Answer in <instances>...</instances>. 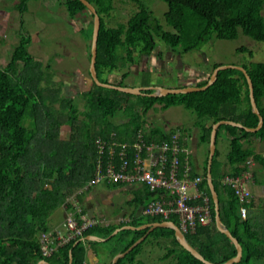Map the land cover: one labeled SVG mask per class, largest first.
<instances>
[{"label":"trees","instance_id":"1","mask_svg":"<svg viewBox=\"0 0 264 264\" xmlns=\"http://www.w3.org/2000/svg\"><path fill=\"white\" fill-rule=\"evenodd\" d=\"M27 1L29 0H19L17 8L21 13L27 8ZM88 1L100 15L97 75L102 67L115 68L119 48L125 50L129 63L134 61L135 52L150 55L156 47L155 37L177 49L179 53L199 49L213 36L235 39L239 30L255 40L264 41V0H162L168 6L164 18L171 29L164 28L142 0H132L137 4L138 10L126 23H119L114 27L106 26L104 20V14H108L113 8L112 0ZM62 4L70 16L88 9L81 0H62ZM91 15L92 20L87 25L91 22L93 25V14ZM29 43L30 37L21 34L19 43L11 52L10 60L0 67V264H37L42 259L50 264H83L86 251L80 238L58 247L47 257L40 250L39 236L41 232L49 230L50 215L63 204L67 211L75 212L76 217L83 213V209L78 212L73 206L72 197L80 196L78 192L95 174L98 158L95 140L101 138L107 142H134L141 127L147 123L145 116L157 102L165 109L183 105L201 117L202 120L197 122L198 140L204 144H209L212 124L218 120L237 121L245 127H255L258 124L259 117L251 108L246 76L234 68L219 70L214 83L204 90L165 96L136 95L99 86L92 81V87L84 94L85 110H79L72 98L61 97L67 102L69 112L65 119L54 118L48 107V98L41 92L43 88L40 83L44 78L41 62L29 52ZM243 67L252 80L263 125L255 132L230 124L220 125L216 144L221 131H225L229 137L226 169L220 170L217 166L216 174H213V165L218 156L216 147L211 174L219 197L221 221L243 248L241 260L232 264H264V201L260 208L253 209L250 199L247 203V215L242 217L233 190L221 182L224 175L240 172L243 169L241 165L248 158L257 162L264 171V155L257 153L252 145L255 140L264 141V61L251 62ZM11 75L30 89L33 96L10 85ZM208 78L209 76L196 85H204ZM144 92L150 93L153 90ZM52 99H57V96ZM118 111L126 116V120L118 123L134 126L132 134L123 137L116 131V121L113 118ZM80 115V136L71 135V140H62L59 137L61 125L66 123L72 127ZM93 125L97 128L95 132L91 131ZM143 135L150 142L165 140L169 133L154 126ZM207 159L208 156L200 186L210 196L211 220L208 224L197 226L194 232L185 233V237L205 259L223 263L236 254V247L216 227L214 203L206 180ZM196 175L191 170V176ZM260 182L264 185V179ZM220 187L228 188L226 198H221ZM158 193L161 192L152 191L148 187L144 190L148 198H153ZM170 219L177 223L176 217L172 216ZM155 221L163 219L152 216L148 222ZM121 222L117 228L138 225L131 221ZM96 228L97 224L88 228L84 236L92 235ZM107 229L110 235L108 238L114 236L112 233L116 227L108 225ZM120 231H133L135 235L115 252L127 249L146 229ZM150 236H154L156 240L167 239L170 244L161 259L170 258L171 264H205L183 248L176 240L174 230L168 227L153 229L143 241L114 264L134 263L137 253Z\"/></svg>","mask_w":264,"mask_h":264},{"label":"rangeland","instance_id":"2","mask_svg":"<svg viewBox=\"0 0 264 264\" xmlns=\"http://www.w3.org/2000/svg\"><path fill=\"white\" fill-rule=\"evenodd\" d=\"M142 1L164 28L171 29L164 18V13L168 8L166 2L162 0ZM18 3L19 0H0V67L5 66L10 60L11 52L19 43L20 35H28L30 37L28 50L35 59L41 62V70L44 74V78L40 83L43 88L41 92L43 96L48 98V107L54 118L65 119L69 112L67 102L63 101L61 97L72 98L79 110H85L86 98L84 94L86 86L83 85L82 74H89L93 25L92 22L88 25L87 23L92 20L91 12L87 9L75 16H70L62 4V0H29L27 1L26 10L21 13L17 8ZM112 5L111 11L104 14L106 26L114 27L119 23H126L138 10L137 4L132 0H112ZM262 14L264 15V9ZM155 41L156 47L150 55L135 52L133 54L134 61L130 63L126 60L125 50L119 48L115 68L102 67L99 69L98 77L100 80L126 87L161 86L162 80H165L164 78H176L180 74L187 77L191 69L194 68L197 73L190 75V80L195 81L196 85L204 80L200 76L207 78L216 65L234 64L243 66L251 62L264 61V41L253 39L245 35L242 30H239V35L235 39H219L213 36L199 49L187 53H179L177 49L168 46L158 37H155ZM241 48L247 50L244 51ZM168 58H170L169 61ZM9 83L33 96L32 91L19 83L12 75L9 77ZM182 83L184 85L186 81ZM55 96H57V99H52ZM148 112L145 116L147 123L141 127L140 131L144 134L149 132L150 123H152L151 115L155 117L154 121L157 123L158 128L167 125L171 130H181L182 137H187L186 144L188 147L191 149L192 145L195 144L193 154L190 156L192 165L200 173H203L205 160L209 154V144L201 143L197 138L199 134L197 122L202 120L201 117L183 105L170 106L165 109L159 102ZM81 118L82 115L79 116L72 127L66 123L62 124L59 129V137L65 141L71 140V135L79 137L80 132L78 129L81 125ZM113 120L116 121V131L121 133L120 135L123 137L133 133L134 126H123V124L118 123L126 120V116L121 111L117 112ZM95 127L93 125L91 128L92 132L97 129ZM192 141H195V143ZM254 145L256 150L264 155V141H255ZM216 147L218 156L215 159L216 163L213 165V174H216L217 166L220 170L226 169L229 137L225 131H221L217 137ZM254 170L256 176H258L257 179L264 178V172L258 164ZM263 186L250 185L253 193L261 196L260 198L257 197V202L260 205L263 202ZM102 188L114 190L118 187L113 184L94 185L84 193L85 195L82 198L84 199L87 194H94L96 190ZM227 191V187H220L221 198H226ZM72 198L74 202L75 196ZM112 199L116 205L109 208L108 212L110 214L106 215L105 219H110L108 225L115 226L117 229L122 223L118 221V217L123 214L124 208L127 207V201L131 199V192L128 189L119 191L113 194ZM132 213L133 211L130 213V221L134 224L141 225L152 219V216L145 215L137 217L135 213L132 217ZM63 220L64 210L60 206L50 215L48 226L55 227L60 225ZM108 225L104 222L98 223L97 228L93 230V234L106 238L105 241L86 240L85 243L96 250L108 249L111 251L114 248L115 251L123 247L135 235L133 231H120L108 238L110 236L107 229ZM153 239L154 236L148 237L143 245ZM156 241L161 242L160 254L165 253L170 246L168 240L162 238ZM108 246H111V248H108ZM152 264H171V259L160 260V262L155 261Z\"/></svg>","mask_w":264,"mask_h":264},{"label":"built area","instance_id":"3","mask_svg":"<svg viewBox=\"0 0 264 264\" xmlns=\"http://www.w3.org/2000/svg\"><path fill=\"white\" fill-rule=\"evenodd\" d=\"M181 134L182 131L177 129L171 131L165 140L147 142L143 132L139 131L132 143L107 142L97 138L95 174L78 193L103 182L142 183L152 191L161 192L143 207L144 215L159 216L163 220H171L170 217L174 216L184 234L194 232L199 225L208 224L212 209L210 196L200 186L204 176H191L190 151ZM241 166L240 172L224 175L221 182L233 190L240 214L246 217L257 162L248 158ZM76 210L81 212V209ZM98 223L83 213L76 217L75 212L69 211L60 229L41 232L39 242L43 256H51L58 247L76 238L85 243V231Z\"/></svg>","mask_w":264,"mask_h":264},{"label":"water","instance_id":"4","mask_svg":"<svg viewBox=\"0 0 264 264\" xmlns=\"http://www.w3.org/2000/svg\"><path fill=\"white\" fill-rule=\"evenodd\" d=\"M82 3L88 8V10L93 14V32H92V41H91V56H90V66H89V73L91 76V79L93 82H95L99 86H103L106 88H112L116 90H120L127 93H132L136 95L140 94H146L149 96H165L168 94H181V93H188L192 91H199L204 90L207 87H209L217 78V74L219 70H224L228 68H234L242 71L247 79L248 86H249V96H250V103L251 108L254 113H256L259 117V121L257 126L255 127H245L240 122L229 120V119H221L212 124L211 133H210V141H209V154L207 159V171H206V180L208 187L211 192L212 200L214 203V211H215V223L217 229L224 233L235 245L236 247V254L226 260L223 263H215L211 262L207 259H205L201 253L195 249L193 246L189 244L187 241L185 234L180 230L179 226L173 222L172 220H164V221H155V222H146L141 225H124L120 228H117L113 231V235L118 233L121 229H131V230H143L146 229L145 233L141 235L138 239H136L127 249L124 251H121L114 255L112 259V264L116 263L117 260L121 257H124L130 250H132L138 243L144 240V238L155 228L157 227H168L174 230V236L178 243L188 250L192 255H194L196 258L203 261L205 264H232L234 262H239L242 258V252L243 248L242 245L239 243L238 239L232 235V233L223 225L220 213H219V197L218 193L215 189L213 178L211 174V165L212 160L215 154L216 150V136H217V129L222 124H230L233 126H237L240 128H244L245 130L249 132H255L259 130L263 125V117L260 114L259 108L257 106L255 96H254V90H253V83L250 78V76L247 73V70L241 66V65H234V64H220L216 66L211 74L209 75V78L207 82L204 85L197 86V85H186V86H180V87H163V86H136V87H126V86H119V85H113L110 83L102 82L98 75L96 70V57H97V41H98V35H99V29H100V15L97 12L96 7L90 3L88 0H81ZM153 90V92L146 93L145 90ZM87 240H104L106 238H101L96 235H87L85 237ZM70 261H71V252H70ZM37 264H50L47 260L42 259Z\"/></svg>","mask_w":264,"mask_h":264},{"label":"crops","instance_id":"5","mask_svg":"<svg viewBox=\"0 0 264 264\" xmlns=\"http://www.w3.org/2000/svg\"><path fill=\"white\" fill-rule=\"evenodd\" d=\"M167 60L169 61L170 58H168ZM166 66H168V65L166 64ZM201 72H204V71H201ZM194 73H197V72L193 68V69H191V71L189 73V76H187V77H185V76L180 74V75L176 76V78H171V77L164 78L165 80H162V82H161L162 85L161 86L180 87V86H186V85H195V81L193 82L192 80H190V75H192ZM200 78L205 79L204 76H202V77L200 76ZM193 79H195V78H193ZM185 81H186V83L183 85L182 82H185ZM82 82L84 83L83 85L86 86V90L85 91L89 90L91 88V86H92V79H91L90 74L86 75L85 73H83L82 74ZM150 119L152 120L151 121L152 123H150V125H151L150 128L156 126L157 123L154 121L155 117L151 115ZM150 128H149V130H150ZM160 129H161V131H163V132H165L167 134L170 133L171 131H173V130L169 129L167 127V125H164V127L160 128ZM190 137H192V136L190 135ZM197 138H198V136H197ZM181 139L184 140L185 146L188 147V145L186 144L187 143V137L186 136L182 137V134H181ZM192 139L195 140L194 137H192ZM255 141L252 142V145L254 146L255 151L257 153H260L258 150H256V147L254 145ZM192 142L195 143V141H192ZM192 146L193 147H191V149L188 147V150L190 151V155L189 156H191L193 154V149L195 148V144H193ZM193 170L197 173V175H202V173H200V171L196 170L194 168V166H193ZM257 177L258 176H256V172L254 170V178H253L254 180H253V183L251 185L252 186H256V185L263 186V184L260 182V180H263L264 178L260 177V178L257 179ZM257 182H259V183H257ZM99 184H113V183H105V182H103V183H99ZM99 184H96V185H99ZM113 185H116L118 188H116L114 190L102 188V189L96 190L94 194L93 193L87 194V197L83 199L82 197L85 195L84 193L87 192L92 186L89 187L88 189L84 190L82 193H79V194H81V196H75L76 199L73 202V206L75 208H77V209H83V215L84 216H87V217H90V218H94L97 221H99V223L104 222V224L108 225V223H110V219H108V220L105 219V216L110 214L108 212L109 208H113L116 205L115 201H113V199H112L113 194H115V193H117L119 191H123V190L128 189L131 192V199L127 201V207L124 208L123 214L118 217V221H130V219H131V216H130L131 211H133L132 217H133L134 213H135V216H137V217L138 216H144V214L142 213L143 207L150 200H152L154 198V197L153 198H150V197L148 198L144 194V190L148 186H146L145 184H142V183H136V184H113ZM251 191H252V189H251ZM257 197L260 198L261 196L259 194L256 195L252 191L251 200L253 202V207H252L253 209L260 208V203L257 202V199H258ZM262 197H263L262 201H264L263 200L264 199V195ZM61 207L64 210V219H65V216H66V214L69 211L66 210V205L63 204ZM97 217L100 218V219H98ZM63 221L61 222L60 225H57L55 227H50L49 226V230L60 229L62 227ZM146 222H148V221H146ZM92 235H94V234H92ZM105 240L106 239H104V240H100L99 239V240H96V241H105ZM160 243L161 242L156 241V239H153L151 242L145 243L141 247L140 251L137 253V255L135 257V259H136L135 262L131 263V264H152L155 261L160 262V260H163L161 258H162L164 253L160 254ZM83 244L85 246V251H86L85 260H84L86 262V264H112V259H113L114 255L119 253V252H121V251L115 252L116 250L114 251L113 250L114 248L111 251H109L108 249L96 250L92 246L87 245V243H83ZM108 248H111V246H108Z\"/></svg>","mask_w":264,"mask_h":264}]
</instances>
